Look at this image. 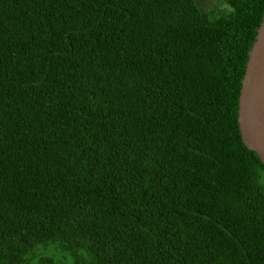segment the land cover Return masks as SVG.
Masks as SVG:
<instances>
[{
	"label": "trees",
	"instance_id": "obj_1",
	"mask_svg": "<svg viewBox=\"0 0 264 264\" xmlns=\"http://www.w3.org/2000/svg\"><path fill=\"white\" fill-rule=\"evenodd\" d=\"M223 1L0 0V264H264V0Z\"/></svg>",
	"mask_w": 264,
	"mask_h": 264
},
{
	"label": "water",
	"instance_id": "obj_2",
	"mask_svg": "<svg viewBox=\"0 0 264 264\" xmlns=\"http://www.w3.org/2000/svg\"><path fill=\"white\" fill-rule=\"evenodd\" d=\"M237 123L243 144L264 164V12L240 81Z\"/></svg>",
	"mask_w": 264,
	"mask_h": 264
},
{
	"label": "rangeland",
	"instance_id": "obj_3",
	"mask_svg": "<svg viewBox=\"0 0 264 264\" xmlns=\"http://www.w3.org/2000/svg\"><path fill=\"white\" fill-rule=\"evenodd\" d=\"M197 6L211 17H216L229 10L228 5L223 0H194Z\"/></svg>",
	"mask_w": 264,
	"mask_h": 264
}]
</instances>
